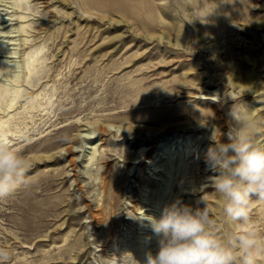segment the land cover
<instances>
[{"label": "rangeland", "instance_id": "rangeland-1", "mask_svg": "<svg viewBox=\"0 0 264 264\" xmlns=\"http://www.w3.org/2000/svg\"><path fill=\"white\" fill-rule=\"evenodd\" d=\"M248 1L224 28L186 22L180 0H0V122L32 162L29 186L0 200L9 264H145L159 250L146 217L202 197L234 231L204 160L233 105L264 125V28L249 24L264 0ZM173 21L190 35L179 46Z\"/></svg>", "mask_w": 264, "mask_h": 264}, {"label": "clouds", "instance_id": "clouds-1", "mask_svg": "<svg viewBox=\"0 0 264 264\" xmlns=\"http://www.w3.org/2000/svg\"><path fill=\"white\" fill-rule=\"evenodd\" d=\"M180 3L188 23H204L212 13L202 15L203 6L193 0ZM227 115L225 139H214L205 161L218 173L210 178L211 184L223 201L225 223L234 231L223 232L203 197V207L173 203L159 219L146 217L159 238V250L155 256L147 253L145 264H264V233L252 223L249 211L254 195L264 201V143L257 142L264 125L245 102L233 105ZM31 167L30 160L0 137V200L29 186ZM11 259L10 249L0 247V264Z\"/></svg>", "mask_w": 264, "mask_h": 264}, {"label": "bare ground", "instance_id": "bare-ground-1", "mask_svg": "<svg viewBox=\"0 0 264 264\" xmlns=\"http://www.w3.org/2000/svg\"><path fill=\"white\" fill-rule=\"evenodd\" d=\"M245 1L249 5L248 0H204V7L202 9L204 10L205 13L212 12L208 17L211 19L213 24L215 23L217 26L222 24V27L225 28V27H227V16H226V12H227L226 10L227 9L226 8L234 6L235 9L238 10L239 9L238 5L240 4L239 2H245ZM193 2L197 3L196 1H193ZM249 24L252 26V29H254V30H257L259 28H264V16L261 18V20L259 22H257V23L254 22V23H249ZM167 28L169 31L175 32V38L173 40L169 41V43L171 45L175 46V45H177L178 40H182L184 38L189 39V37H190L189 32H185L183 30L182 26L177 22H174V21L171 22V26L170 27L168 26ZM252 44H253L254 49H257L260 46L259 42L256 41V38L253 39ZM177 46H179V45H177ZM172 55L173 56H170L171 60L169 62L176 63V64L178 62H180V64H181V62L184 61L181 57V54L176 53V54H172ZM223 66L226 68L228 65L223 63ZM4 123L5 122H0V137H3L10 144L11 141L9 140V137H10L9 130L5 129L3 127ZM148 156H150V153H148ZM204 162L206 163L205 160H204ZM46 212L47 211L43 210L40 212V215L45 214ZM93 217L95 218L96 216L93 214ZM95 219H97V218H95Z\"/></svg>", "mask_w": 264, "mask_h": 264}]
</instances>
